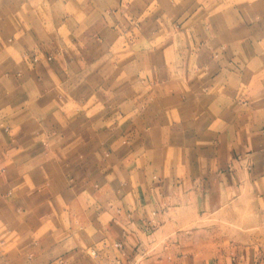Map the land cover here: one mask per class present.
<instances>
[{
    "label": "crops",
    "instance_id": "obj_1",
    "mask_svg": "<svg viewBox=\"0 0 264 264\" xmlns=\"http://www.w3.org/2000/svg\"><path fill=\"white\" fill-rule=\"evenodd\" d=\"M264 0H0V264H264Z\"/></svg>",
    "mask_w": 264,
    "mask_h": 264
},
{
    "label": "rangeland",
    "instance_id": "obj_2",
    "mask_svg": "<svg viewBox=\"0 0 264 264\" xmlns=\"http://www.w3.org/2000/svg\"><path fill=\"white\" fill-rule=\"evenodd\" d=\"M255 223V218L250 212L222 213L202 217V223L210 225L213 231L211 235L218 237L235 238L241 235H249L250 238L257 240L264 234V230L259 228L244 229L242 224Z\"/></svg>",
    "mask_w": 264,
    "mask_h": 264
}]
</instances>
